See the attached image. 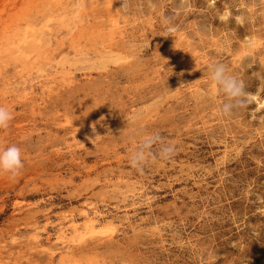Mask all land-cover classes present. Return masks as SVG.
I'll return each mask as SVG.
<instances>
[{
  "label": "rangeland",
  "instance_id": "rangeland-1",
  "mask_svg": "<svg viewBox=\"0 0 264 264\" xmlns=\"http://www.w3.org/2000/svg\"><path fill=\"white\" fill-rule=\"evenodd\" d=\"M0 105V264H264V0H0ZM154 132L175 154L139 172Z\"/></svg>",
  "mask_w": 264,
  "mask_h": 264
},
{
  "label": "clouds",
  "instance_id": "clouds-1",
  "mask_svg": "<svg viewBox=\"0 0 264 264\" xmlns=\"http://www.w3.org/2000/svg\"><path fill=\"white\" fill-rule=\"evenodd\" d=\"M128 0H123L127 6ZM169 33L175 31L174 27L167 29ZM208 87L213 94L222 96L217 114L222 118H230L234 111L244 108L247 103V93L244 83L222 63H209L207 65ZM13 119L12 112L0 105V130L6 129ZM133 140L135 138L133 137ZM137 146L129 153L130 166L142 172L150 160H170L176 151V146L162 140L158 132L142 135L135 140ZM155 149V151H154ZM24 168L21 148L16 144L0 147V177L15 178ZM215 254L211 251L202 257V264H214Z\"/></svg>",
  "mask_w": 264,
  "mask_h": 264
},
{
  "label": "bare ground",
  "instance_id": "bare-ground-1",
  "mask_svg": "<svg viewBox=\"0 0 264 264\" xmlns=\"http://www.w3.org/2000/svg\"><path fill=\"white\" fill-rule=\"evenodd\" d=\"M85 222H87V225H90V226L93 225V221L89 217H87V221H85Z\"/></svg>",
  "mask_w": 264,
  "mask_h": 264
}]
</instances>
